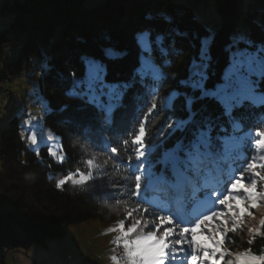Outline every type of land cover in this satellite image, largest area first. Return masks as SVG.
<instances>
[{"label": "trees", "instance_id": "1", "mask_svg": "<svg viewBox=\"0 0 264 264\" xmlns=\"http://www.w3.org/2000/svg\"><path fill=\"white\" fill-rule=\"evenodd\" d=\"M210 1L0 0V81L21 78L23 73L41 77L40 90L51 108L50 114L44 115V128L59 138L67 153L60 163L49 155L46 145L39 151L27 147L20 136L18 116L10 120L8 127L0 128V264H7L9 250L45 244L48 239L64 236L74 223L100 219L106 224H117L125 219L126 210L136 207V201L129 196L135 168L132 138L140 120L147 115L145 145L159 146L164 140L163 146L149 157L155 161L180 135L171 138L159 135L167 131L165 119L169 114H147L153 97L137 85L128 92L125 106L115 111L113 125L101 128L95 110L68 96L67 90L74 78H83L86 69L82 58L88 56L105 64L108 81L128 80L138 66L139 50L134 34L144 27H151L154 34L164 33L165 45L172 52L169 59L173 63L164 68L170 77L156 85L158 92L154 99L158 107L167 101L169 91L178 86V79L188 76L191 62L199 61L201 42L209 37L212 41L207 83L211 87L220 81L227 67V47L239 20L245 21L254 40H264V0H213L220 16V25L214 30L206 27L197 15V9L208 8ZM109 48L118 52L116 58H106L105 50ZM12 50L15 58L5 59ZM154 59L159 61V55H154ZM65 104L67 109L61 111ZM176 107L173 118L181 114V101H176ZM208 108L213 114L219 111L215 104H209ZM240 111L246 117L247 147L250 140L259 138L252 135L257 129L264 131V123L258 119L264 108ZM124 140L128 141L126 146ZM105 146L117 147L119 158L105 151ZM93 156L97 164L109 159L103 169H93L97 179L84 184L67 181L62 188L57 187L71 171L77 168L87 171L86 161ZM247 158L245 152L230 161L211 188L224 192L225 185L238 175L237 170ZM161 168L157 165L153 171L158 174ZM207 191H187L185 202L195 210L188 208L186 220H194L201 206L206 207L204 213L212 207L206 199ZM167 195L166 191L161 194L159 202L168 204ZM143 207L149 213L159 211L148 204ZM150 217L153 219L155 215H145L143 219ZM260 233H264V226L260 227ZM241 244L250 252L261 253L264 235L257 234L251 243L246 240Z\"/></svg>", "mask_w": 264, "mask_h": 264}, {"label": "snow or ice", "instance_id": "2", "mask_svg": "<svg viewBox=\"0 0 264 264\" xmlns=\"http://www.w3.org/2000/svg\"><path fill=\"white\" fill-rule=\"evenodd\" d=\"M148 19L151 20V17ZM134 40L139 50L138 66L128 80L108 81L105 64L101 60L85 57L82 58L86 69L83 78H74L66 93L94 109L100 127L103 128L113 125L115 111L125 106L128 92L139 85L153 97L149 101L147 114L153 112L169 114L165 119L167 131H161L159 135L162 138H171L180 133L173 145L164 149L153 161L149 157L157 147L163 146L164 140H161L159 146L153 145L148 148L144 143L147 115L140 120L137 134L132 138L135 168L132 172L134 181L129 192L130 198L136 201V207L126 210L125 219L119 220L112 230L121 234L117 237V243L122 241L130 264H198L201 259L217 264L215 259L217 254L220 260L225 256L221 248L224 237L229 231H237L244 211L239 206L247 205L249 200L254 201L257 198L258 184L264 183V172L261 171L264 170V155L255 154L264 153V131L257 129L252 135L259 138L250 140L245 147L246 117L243 111H240L264 108V40H254L247 33L235 34V38L230 40L227 47L229 56L227 67L220 81L209 87L207 68L211 59L210 44L207 39H203L199 61L191 62L188 76L178 79V86L169 91L168 99L162 107H158L154 97L158 92L157 83L162 80L167 82L170 77L164 68L173 63L169 59L172 52L165 45L166 35L154 34L151 27H144L134 34ZM156 54L160 57L159 61L154 59ZM117 55L116 50L110 48L105 50L107 59H114ZM32 94L38 95L35 87ZM176 101H181V114L173 118L177 112ZM35 103L43 105L44 115L50 114L51 108L47 100L38 97ZM209 104L217 105L219 111L213 114L209 111ZM67 107L65 104L61 111ZM24 114L27 119L22 121V126H27L31 133L29 142L36 146L38 137L32 128L41 124L44 116L32 115L27 110ZM258 119L264 123V113ZM40 140L48 146L47 151L51 157L60 163L65 161L67 153L63 151V144L58 142L57 145H53V141L57 140L55 135H45L41 129ZM122 143L126 146L128 141L124 140ZM105 151L119 158L117 147L105 146ZM245 152L248 158L243 161V167L237 170L238 175L233 176L225 185L224 192L212 189V183L219 181L230 161L238 159ZM128 160L130 161L131 157ZM86 163L87 171L77 168L76 171L65 175L57 187L62 188L67 181L84 184L97 179L93 169H103L109 164V159L104 160L103 164H97L93 156ZM157 165L162 166L158 174L153 171ZM100 176H103V173ZM124 179L126 181L127 177ZM189 189L193 191L208 189L206 199L211 201L212 207L207 209V213H201L202 218L201 216L194 220L184 218L188 208L193 207L185 202V194ZM237 189L233 195V190ZM165 191L168 193L166 197L168 204H162L158 199ZM259 196L264 198V192H260ZM232 201L236 203L233 204ZM144 204L151 205L159 211L149 213L148 209L143 207ZM225 206L226 211L215 210L216 207ZM145 215H155L156 220H144ZM173 216L176 217L175 221ZM217 217L223 219L220 221V227L211 233V246L202 244L196 239L197 229ZM229 220L231 228L228 227ZM177 222L195 226L176 231L174 224ZM260 224L264 226V220H261ZM149 228L150 231H144ZM250 231L264 235L258 228ZM217 232L220 234L219 238ZM255 238L254 235L253 240ZM251 242L250 240L249 243ZM237 259L240 264H264V256L244 254ZM228 264L233 262L229 260Z\"/></svg>", "mask_w": 264, "mask_h": 264}, {"label": "rangeland", "instance_id": "3", "mask_svg": "<svg viewBox=\"0 0 264 264\" xmlns=\"http://www.w3.org/2000/svg\"><path fill=\"white\" fill-rule=\"evenodd\" d=\"M208 8H198L197 15L199 19L205 24L206 27L216 29L220 25V16L214 6V1H210ZM237 33H247L249 35L248 26L243 19L238 21L237 31H235L231 40L235 38ZM250 36V35H249ZM209 44L212 41V37L205 38ZM15 51L9 53V56L5 59H14ZM88 58H93L88 56ZM39 75L28 76L26 73L21 75V78H10L7 81H0V128H6L9 126L10 120L14 116L21 118L20 122V136L30 149L39 151L42 145L41 131L43 129L45 135L51 134V132L44 128L43 122L32 128L36 131L38 137V144L33 146L29 142L30 132L27 126H22V121L27 119L24 114L25 111H30L32 115L44 116V107L41 104L35 103V100L39 97L45 99L40 90ZM35 87L37 96H33L32 89ZM52 135V134H51ZM60 143L57 137L56 141H53V145ZM256 155H264V153H256ZM264 172V170H261ZM74 172V171H71ZM247 183V181H245ZM237 190H233V195ZM257 198L249 200L247 205L241 204L243 214L240 217V222L236 232L229 231L228 235L224 237V244L221 245L222 250L225 252L223 260H220L219 255L215 257L217 264H228L231 260L233 264H240L238 256L244 254L264 256V248L261 253L250 252L249 248H244L241 244L246 240H253V236L257 234L250 231V229H260V221L264 220V198L259 196L260 192H264V183L258 184ZM235 204V201H232ZM252 205H255L254 207ZM8 207V206H7ZM198 216L204 213L205 206L198 208ZM217 211H226L224 208L216 207ZM202 218V216H201ZM223 218L217 217L207 224L202 225L197 229L196 239L202 244H209L211 246L210 236L214 229L220 227V221ZM146 220V219H144ZM147 220H156V216ZM175 221V219H173ZM186 220V219H185ZM15 228V222L11 220ZM117 224H106L100 219H93L84 222L74 223L70 225L64 236L56 237L46 240L45 244L35 245L30 249L16 248L6 252L7 264H130L126 256V252L122 246V241L118 244L117 237L121 234L119 231H113ZM195 225L175 223L174 228L176 231L181 230L184 227H194ZM229 228H231V221L229 220ZM145 232L150 231L148 229ZM220 234L217 232V237ZM70 257V259L68 258ZM115 257L116 259H113ZM198 264H211L210 260H199Z\"/></svg>", "mask_w": 264, "mask_h": 264}, {"label": "bare ground", "instance_id": "4", "mask_svg": "<svg viewBox=\"0 0 264 264\" xmlns=\"http://www.w3.org/2000/svg\"><path fill=\"white\" fill-rule=\"evenodd\" d=\"M40 130V129H39ZM39 130H38V132H39Z\"/></svg>", "mask_w": 264, "mask_h": 264}, {"label": "built area", "instance_id": "5", "mask_svg": "<svg viewBox=\"0 0 264 264\" xmlns=\"http://www.w3.org/2000/svg\"><path fill=\"white\" fill-rule=\"evenodd\" d=\"M70 259V258H69Z\"/></svg>", "mask_w": 264, "mask_h": 264}]
</instances>
